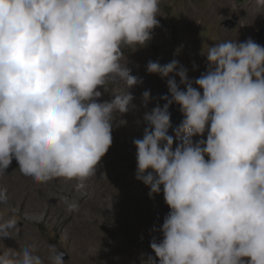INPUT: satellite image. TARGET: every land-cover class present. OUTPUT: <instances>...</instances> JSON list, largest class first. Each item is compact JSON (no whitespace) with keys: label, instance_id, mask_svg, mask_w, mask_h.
Wrapping results in <instances>:
<instances>
[{"label":"clouds","instance_id":"9594fccd","mask_svg":"<svg viewBox=\"0 0 264 264\" xmlns=\"http://www.w3.org/2000/svg\"><path fill=\"white\" fill-rule=\"evenodd\" d=\"M160 4L0 0V178L15 160L35 183L74 181L87 195L114 127L126 123L118 114L135 107L131 89L143 83L125 49L153 39ZM203 55L206 71L195 80L177 59L146 66L166 79L169 95L143 115V136L133 141L136 179L150 198L162 193L170 211L154 229L155 255L141 254V264H264V46L226 40ZM109 90L115 98L102 100ZM142 97L147 109L150 90ZM173 104L184 117L174 129ZM8 199L0 184V204ZM64 203L68 213L79 211L78 201ZM20 231V217L0 210V240ZM64 257L48 244V264H67ZM0 264H45V257L37 242L5 246Z\"/></svg>","mask_w":264,"mask_h":264},{"label":"rangeland","instance_id":"374dc122","mask_svg":"<svg viewBox=\"0 0 264 264\" xmlns=\"http://www.w3.org/2000/svg\"><path fill=\"white\" fill-rule=\"evenodd\" d=\"M160 9V26L154 29L153 39L148 45L137 50L125 49V62H129L128 66L132 70L141 72L140 78L143 81L147 80V87L143 91L138 90L136 86L131 89L135 107L130 111L135 118L129 121H133V126L153 105L152 100L147 109L144 107L143 92L150 90L153 97L166 83V79L147 72L146 66L150 60L166 64L177 59L188 69L189 78L195 80L206 71L208 62L203 53L207 52L209 46L226 40L244 42L249 38L257 42L256 31L264 25V5L259 4L258 0H161ZM236 18L238 24L230 27L229 24ZM177 49H180L178 55ZM177 79L179 80V77ZM113 87L109 85V89ZM115 89L121 90L119 86H115ZM113 94L115 95L114 92ZM124 117L125 114H118V120L125 121ZM125 125L126 123L118 124L114 130L121 131ZM141 125L142 129L137 133L140 138L145 127L143 123ZM169 134L174 135L173 129ZM114 147L116 150L127 152L125 159L121 161L122 169L126 172L129 170L128 172L136 177L135 145H113L104 158L117 156ZM18 167V163L13 160L7 170L19 179L13 190L8 187L12 184L5 175L0 178V184L3 183L8 188L9 195L7 203L0 204V210L5 211L7 215L19 216L21 231L15 239L0 240V249L5 246L19 248L37 242L40 254L45 257V264H48V244H55L65 251L64 259L67 264H141V254H145V259L147 254L155 255L150 248V242L156 236L153 231L154 224H162L163 220L149 214L147 208L145 217L138 219L140 227L133 238L126 232L121 234L120 230H117L111 221V214L106 209L98 207V210L92 204L86 206L84 202L78 201L79 211L68 213L64 203L66 196L58 186L50 182L35 183L31 177L22 175ZM142 184L144 201L149 204L154 198L149 197V187ZM48 195L56 196V205L59 208L44 202ZM156 197H159L163 206L166 204L162 193ZM104 205L113 210L110 204ZM163 213L164 217L169 213L166 206ZM150 238L151 240L146 241ZM93 239L101 240L103 245L96 248Z\"/></svg>","mask_w":264,"mask_h":264},{"label":"bare ground","instance_id":"6f19581e","mask_svg":"<svg viewBox=\"0 0 264 264\" xmlns=\"http://www.w3.org/2000/svg\"><path fill=\"white\" fill-rule=\"evenodd\" d=\"M140 73L141 72H139L138 70H132V74L138 77L141 76ZM146 87L147 80H144L142 84L136 86V88H138V90L140 91H143ZM114 98L115 95L113 94V92L108 91L104 93L101 99L112 100ZM124 118L126 119V125L123 127V130H113V145H117L118 147H121V145L123 144H134V139L140 138L137 134L138 131L142 129V116L141 118H139L138 122L135 123V126L132 125L133 121L132 123L129 121L130 119L135 118V116L132 114V111L126 113ZM195 139H200V137H196ZM204 139H206V135ZM114 151H116L117 156H112L111 158H103L96 176L88 181L86 185V189L88 190L86 192V196H81L75 191L74 181L63 182L62 180H54L51 181L50 184L58 186L63 194L71 200L75 199L80 203L84 202L86 206L92 204L97 208H102V210L106 209L111 214V221L117 228V230H120L121 234L122 232H126L127 235L134 238L137 229L140 227V225L138 224V219L140 217H145L146 208L150 212L149 214H153L158 220L164 219V206H166L168 211H170V208L167 204L163 206L162 202L159 200V197L154 198L149 204L145 203V192L142 182L137 180L132 173H129V170L126 172L122 169L123 166L121 165V161L125 159L127 152L116 149ZM113 171L116 173H113ZM5 176L6 179L10 180V183L12 184L8 187L11 188L10 190H13V187H15L17 184L16 181H18L19 179L12 172H8L7 174H5ZM119 176H121V178H119ZM55 197L48 195L44 198V202L47 205H53V207L59 208V206L56 205ZM104 203L110 204L111 207H113V210L106 207ZM160 225L162 224L155 223L154 227L158 228ZM154 235H156V237H159L160 233L158 231H155ZM93 240H95L93 244L96 248L103 245L101 240ZM147 240H151V238L146 239V241Z\"/></svg>","mask_w":264,"mask_h":264},{"label":"water","instance_id":"95a60500","mask_svg":"<svg viewBox=\"0 0 264 264\" xmlns=\"http://www.w3.org/2000/svg\"><path fill=\"white\" fill-rule=\"evenodd\" d=\"M237 24H238V18H236L235 21L232 24H229V26L230 27H235ZM256 36H257V42L260 45L264 46V25H262L256 31ZM177 82H179L178 79H177ZM164 95H169L167 82L164 85H162V87L153 94V105H152V108L155 107L157 103H159L161 106H163L165 101L160 99V97H162ZM169 110L171 112L172 124H173V129H174V128H176V127H178L180 125V123L182 122L184 117H183V114L180 112V106L177 105V104L171 105ZM170 130H172V129H170Z\"/></svg>","mask_w":264,"mask_h":264}]
</instances>
